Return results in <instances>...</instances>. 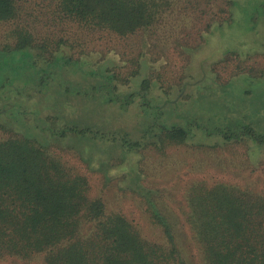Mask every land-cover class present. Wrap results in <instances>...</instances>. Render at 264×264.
I'll use <instances>...</instances> for the list:
<instances>
[{
    "label": "rangeland",
    "instance_id": "1",
    "mask_svg": "<svg viewBox=\"0 0 264 264\" xmlns=\"http://www.w3.org/2000/svg\"><path fill=\"white\" fill-rule=\"evenodd\" d=\"M227 2L172 0L150 27L70 36L57 57L58 46L40 45L58 28L45 0L25 2L22 21L0 22V138L37 141L107 212L164 243L157 210L187 264H205L187 219L192 187L264 197V0ZM18 24L40 46L11 51ZM173 128L184 140L167 137ZM0 264H43V255Z\"/></svg>",
    "mask_w": 264,
    "mask_h": 264
},
{
    "label": "trees",
    "instance_id": "2",
    "mask_svg": "<svg viewBox=\"0 0 264 264\" xmlns=\"http://www.w3.org/2000/svg\"><path fill=\"white\" fill-rule=\"evenodd\" d=\"M27 1L0 0V22L22 21ZM45 1L51 10L47 22L58 28L51 39L45 32L40 45L58 46L57 57L70 36L108 30L127 37L150 27L162 20L172 0ZM21 24L9 49L28 52L39 44ZM69 132L81 135L86 130L71 127ZM169 134V139L184 140L181 128ZM188 207L187 219L205 264H264L263 196L226 186H194ZM152 216L162 227L164 243L142 236L123 214L107 212L101 198L89 196L87 180L72 174L37 141L0 138V258L30 260L40 254L43 264H187L171 224L157 210Z\"/></svg>",
    "mask_w": 264,
    "mask_h": 264
}]
</instances>
